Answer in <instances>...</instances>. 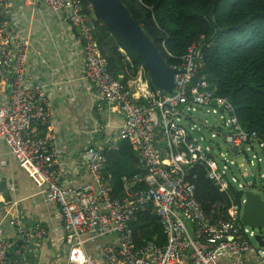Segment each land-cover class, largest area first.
I'll return each instance as SVG.
<instances>
[{"label": "built area", "instance_id": "built-area-1", "mask_svg": "<svg viewBox=\"0 0 264 264\" xmlns=\"http://www.w3.org/2000/svg\"><path fill=\"white\" fill-rule=\"evenodd\" d=\"M17 1L66 23L81 52L82 82L93 103L123 117L111 139L82 149L90 181L76 186L63 166L64 142L46 86L37 72L35 78L29 74L31 43L12 21L15 0H0V140L59 209L64 250L54 264H218L223 257L240 261L249 253L264 262V246L256 242L260 235L264 243V235L241 222L245 191L264 201V138L243 127L235 105L218 94L215 84L198 78L211 45L205 35L188 48L179 66H170L180 72L172 93H163L150 87L143 69L127 85L108 72L96 39L102 23L83 0ZM202 112L215 116V122L199 116ZM120 140L129 141L139 160L138 172L122 178L124 199L112 196L111 176L104 171V151L117 148ZM195 166L204 168L228 197L227 208L213 207L225 213H204L189 178ZM149 206L160 220L165 246L135 245L130 225ZM14 225L21 240L15 251L0 224V264H30L32 245L45 240L47 229L41 221L27 225L16 219ZM109 236L111 242L96 256L86 250L90 241Z\"/></svg>", "mask_w": 264, "mask_h": 264}, {"label": "trees", "instance_id": "trees-1", "mask_svg": "<svg viewBox=\"0 0 264 264\" xmlns=\"http://www.w3.org/2000/svg\"><path fill=\"white\" fill-rule=\"evenodd\" d=\"M86 6L90 3L83 0ZM146 36L152 40L171 67L179 66L188 48L205 35L210 47L204 51V68L198 78L206 77L217 86L218 94L229 98L237 109L239 120L248 131L264 138V0H122ZM88 15L90 11L87 10ZM96 39L107 61L108 72L124 84L135 80L141 69L148 78L142 57L105 22ZM165 49L172 55L170 57ZM150 87L154 89L150 80ZM40 127L42 133L47 128ZM106 175L111 176L112 196L124 199L122 178L138 172L139 160L128 140L117 148L106 149ZM195 176V178H194ZM195 195L204 213L215 205L228 207V197L221 193L195 166L190 174ZM240 196H238L239 198ZM137 247L147 243L165 246L167 239L152 206L138 211L131 223ZM19 246V245H18ZM14 245V251L17 249ZM13 255H11V258Z\"/></svg>", "mask_w": 264, "mask_h": 264}, {"label": "crops", "instance_id": "crops-1", "mask_svg": "<svg viewBox=\"0 0 264 264\" xmlns=\"http://www.w3.org/2000/svg\"><path fill=\"white\" fill-rule=\"evenodd\" d=\"M12 21H15L22 37L30 40L29 74L34 77V72H37V80L46 86L52 103L53 118L58 125L57 133L64 142L61 150L64 169L76 186L88 182L90 177L81 160L82 149L91 142L100 144L111 139L123 125V117L93 103L92 95L83 86L82 70L79 66L81 52L77 42L72 31L58 16H49L41 7H23L22 3L15 0ZM51 71L54 76L49 74ZM93 119L100 129L95 127ZM0 182L8 183V190L0 194V224H3L6 236L18 246L21 240L14 225L16 219L27 225L43 222L48 235L45 240L32 245L28 259L30 264H54L55 257L63 254L64 250L59 209L48 201L46 189L21 169L2 140ZM111 240L112 237L109 236L90 241L86 250L96 256ZM218 264L264 262L255 254L249 253L240 261L223 257Z\"/></svg>", "mask_w": 264, "mask_h": 264}, {"label": "water", "instance_id": "water-1", "mask_svg": "<svg viewBox=\"0 0 264 264\" xmlns=\"http://www.w3.org/2000/svg\"><path fill=\"white\" fill-rule=\"evenodd\" d=\"M94 16L105 22L120 38L125 40L142 57L148 70V78L155 89L172 93L175 75L180 71L171 68L157 46L148 38L139 20L122 0H88ZM8 190L7 182H0V194ZM245 204L241 222L254 229L264 228V201L260 195L245 191ZM256 241L264 246L261 237Z\"/></svg>", "mask_w": 264, "mask_h": 264}, {"label": "rangeland", "instance_id": "rangeland-1", "mask_svg": "<svg viewBox=\"0 0 264 264\" xmlns=\"http://www.w3.org/2000/svg\"><path fill=\"white\" fill-rule=\"evenodd\" d=\"M49 16H56V17H57L56 14H49ZM199 116H201V117H206V118H208L211 122H215V120H216V117H215V116H213V115H211V114H206V113H204V112L200 113ZM100 144H103V143H100ZM98 145H99V144H98ZM257 232H258V233H262V234L264 235V229H259V230H257ZM252 244L256 246V243H255L253 240H252Z\"/></svg>", "mask_w": 264, "mask_h": 264}]
</instances>
